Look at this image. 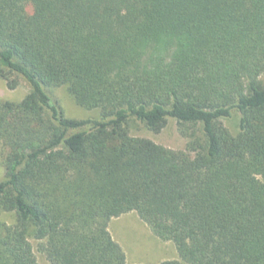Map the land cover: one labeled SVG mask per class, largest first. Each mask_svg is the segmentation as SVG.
<instances>
[{
    "label": "trees",
    "instance_id": "trees-1",
    "mask_svg": "<svg viewBox=\"0 0 264 264\" xmlns=\"http://www.w3.org/2000/svg\"><path fill=\"white\" fill-rule=\"evenodd\" d=\"M20 77L0 101V264H38L31 237L51 264H128L108 222L131 211L176 247L157 264H264V0H0V78ZM169 119L184 149L130 133Z\"/></svg>",
    "mask_w": 264,
    "mask_h": 264
},
{
    "label": "rangeland",
    "instance_id": "rangeland-1",
    "mask_svg": "<svg viewBox=\"0 0 264 264\" xmlns=\"http://www.w3.org/2000/svg\"><path fill=\"white\" fill-rule=\"evenodd\" d=\"M26 10L30 12L31 6L28 5ZM28 90V83L21 77L19 78L18 86L14 89L8 88L6 82L0 78V101L18 102L27 94ZM45 91L53 101L60 105L69 118L87 119L97 116L95 111L77 105L67 94L64 87H46ZM239 117V113L234 112L232 117L222 119V123L232 133H236L238 131ZM130 133L133 136L145 137L175 150L184 149L188 142V138L181 134L177 121L173 119H169L159 132L151 131L138 120H133L130 125ZM3 177L4 168L0 154V181ZM1 218L11 222L12 216L3 213ZM108 230L112 238L123 249L128 264H157L164 260L179 259L174 243L158 238L134 211L111 218L108 222ZM30 242L37 263L51 264L45 254L39 251V241L31 237Z\"/></svg>",
    "mask_w": 264,
    "mask_h": 264
}]
</instances>
